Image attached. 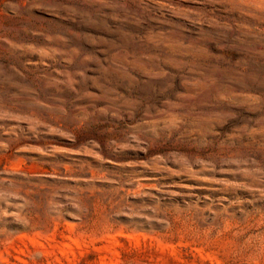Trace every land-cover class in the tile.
Wrapping results in <instances>:
<instances>
[{"label": "rangeland", "instance_id": "374dc122", "mask_svg": "<svg viewBox=\"0 0 264 264\" xmlns=\"http://www.w3.org/2000/svg\"><path fill=\"white\" fill-rule=\"evenodd\" d=\"M0 264H264V0H0Z\"/></svg>", "mask_w": 264, "mask_h": 264}]
</instances>
